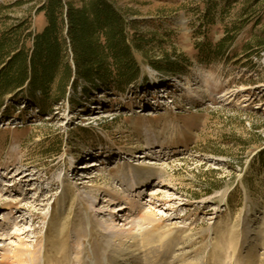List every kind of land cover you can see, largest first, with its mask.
<instances>
[{"label":"rangeland","instance_id":"obj_1","mask_svg":"<svg viewBox=\"0 0 264 264\" xmlns=\"http://www.w3.org/2000/svg\"><path fill=\"white\" fill-rule=\"evenodd\" d=\"M44 1L0 0V28L29 18L40 32L46 19L37 10ZM114 1L131 40L142 42L135 53L139 84L88 96L69 87L68 98L44 115L29 100L5 98L10 115L0 114V209L10 208L0 211V260L5 245L19 244L2 236L1 227L16 223L32 249L46 236L48 264H77L70 257L80 249L72 241L91 247L99 232L91 227L92 235L80 234L92 224L89 201L98 198V220L116 218L128 227L127 212L110 217L113 193L130 195L155 215L142 233L156 241L169 236L187 252L184 262L209 257L211 264H234L229 237L247 229L259 237L250 248L263 255L264 148L253 146L264 142V49L257 45L264 40V0ZM226 36L224 53L199 51ZM165 58L185 74L169 78L156 69ZM255 135L261 139L250 141ZM93 161L100 168L85 169ZM135 169L150 183L130 194ZM166 178L171 183L162 186ZM121 204L127 208L128 200Z\"/></svg>","mask_w":264,"mask_h":264},{"label":"trees","instance_id":"obj_2","mask_svg":"<svg viewBox=\"0 0 264 264\" xmlns=\"http://www.w3.org/2000/svg\"><path fill=\"white\" fill-rule=\"evenodd\" d=\"M37 13L46 19L40 32L32 28L29 18L0 28L1 115H10L8 96L33 102L44 115L68 98L69 87L74 94L88 96L95 90L119 93L139 84L141 68L135 53L142 49V42L138 37L131 40L128 21L114 0H46ZM205 20L215 21L208 13ZM229 39L208 42L199 51L204 55L224 53ZM257 42L264 49V40ZM157 64L155 68L169 78L185 74L170 58ZM253 130L258 134L260 128ZM254 139L261 138L255 135L250 141H257ZM263 144L261 139L253 147L264 148Z\"/></svg>","mask_w":264,"mask_h":264},{"label":"bare ground","instance_id":"obj_3","mask_svg":"<svg viewBox=\"0 0 264 264\" xmlns=\"http://www.w3.org/2000/svg\"><path fill=\"white\" fill-rule=\"evenodd\" d=\"M97 166L98 164L96 161H93L89 163L88 167L96 168ZM88 167L85 169H88ZM141 172L142 171L138 172L136 169L131 171V180L130 183L127 184V187L129 188L128 193L131 194L132 192H136V188L138 186H148L150 183V179L147 178L145 174H141ZM163 180L166 181H163L162 186H166L171 183L169 178ZM103 194L106 196V193H102L101 196ZM154 196H158V194H154L153 197ZM138 197L140 198L141 196ZM124 198L128 200V207L123 209L121 207V201H123ZM97 200L98 198L89 201L87 207L88 214L90 217H92L90 218L92 224L88 227L85 233H80L87 235L89 232V234L92 235L93 232L90 230L91 227H93V229H99V232H97V240L91 247L85 246L82 239L80 241L75 240L76 242L72 241L74 246H78L80 249V252L76 253L78 255L75 257H70V259L74 260L77 264H211L209 257H205L200 263H194L193 261H182V259L186 257L187 252L184 253V250H181L180 248L177 249L176 246H172L169 236H166L163 239L160 238L159 241H156L155 237L152 238L153 236L151 238H146L145 233H142L141 229L146 224H153L154 220L152 219L155 217V215L148 214L140 202L136 201L133 203L132 201L134 199H130V195H127L126 193H113V208L110 209L111 211H109L111 218H114V216L116 217V212H127L125 215H123V217L127 216V218L131 220L128 223L127 228L119 227V224H117L118 219L116 220V218L113 220L110 219L113 221V223L98 220L95 213L100 212L101 210L98 205H96V202H98ZM4 206L5 207L1 208L0 211L9 210L10 204L6 203ZM135 210L138 211L133 214V217H131L130 213L134 212ZM112 211L114 213H112ZM119 215L120 214L117 216ZM96 219L98 221H96ZM17 225L18 224L15 223L13 228H9L8 226L1 227L2 236H12L10 240L19 239V244L16 245L15 249L12 247V244H15L14 242L10 243L11 245H5V252L1 256L0 264H48V258L46 257L48 240L46 236L43 242L40 241L38 244L33 246L32 249V247L25 245L24 240L21 238V235L23 234H20L19 230H16L15 228ZM153 228H155V226ZM12 229L15 230L13 233ZM253 230L247 229L242 231L241 234H237V239H235L234 233L231 235V237H229L230 245H228V248L232 250L234 264H263L264 254L256 255V253H254L252 250L253 248H250L251 243L253 244L259 239L256 234H251L253 233ZM63 231L64 228L61 226L60 229L57 230V233L61 234ZM238 231L241 230L239 229ZM2 240L3 242H6L8 239L3 238ZM214 243H211V245L215 246ZM12 252L15 253V256L12 254ZM82 252H85V258L83 259L80 257ZM224 252H222V255ZM57 253L60 254V250H58ZM220 258L221 257L218 258V261H220Z\"/></svg>","mask_w":264,"mask_h":264}]
</instances>
